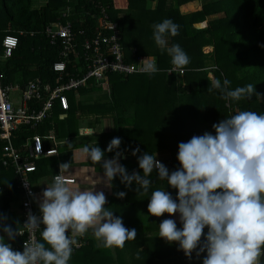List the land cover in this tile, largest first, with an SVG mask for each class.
<instances>
[{"label": "trees", "instance_id": "1", "mask_svg": "<svg viewBox=\"0 0 264 264\" xmlns=\"http://www.w3.org/2000/svg\"><path fill=\"white\" fill-rule=\"evenodd\" d=\"M198 3L199 9L182 10L184 6L194 8L192 5ZM165 18L179 26L178 34L170 37L169 43H178L190 57L187 66L170 73L171 57L156 45L153 37L154 25ZM102 22L116 25L128 60L146 54L148 60L155 57L160 70L151 75L107 73L98 83L92 79L66 92L69 100L66 111L57 104L50 117L36 128L22 125L14 131L11 143L19 150L26 139L39 134L45 148L58 151L56 156L36 160L32 180L38 169L39 175L46 172L53 177L59 173L61 163L73 162V150L90 140H96L93 146L105 151L104 158L117 151L125 153L119 162L125 165L128 174L135 170L142 175L137 156L131 152L137 146L141 149L137 155L148 152L170 171L175 170L179 167V142L205 131L214 134V123L241 110L264 114V48L260 47L264 43V0H44L42 4H36L35 0H0V35L9 33L18 37V46L10 57L3 58L0 46L4 84L18 83L24 88L36 77L45 83L58 84L80 75L84 68L80 70L75 51L95 33H107ZM202 22H207L206 26H196ZM60 23H70L72 41L76 43L69 51L62 78L52 65L58 60L63 44L61 40L51 44L46 34L47 26L56 29ZM206 45L211 50H204ZM210 72L215 79L230 80L233 89L251 83L255 85V93L250 99H225L219 90L212 89ZM80 127L94 129V134H80ZM114 137H120L122 142L118 149L107 151ZM57 141L63 142L56 144ZM7 144V140L0 139V215L6 217L0 224H9L20 231L23 212L19 214L12 208L18 203L22 209L21 189L12 167L2 164ZM102 163L103 160L96 163L88 158L85 165L103 170ZM151 180L149 192H144L138 190L135 181L126 187L117 176L105 205L122 217L127 228H136V238L126 241L123 248H108L91 233L77 236L75 239L81 242L73 248L68 264H202L205 254L189 260L178 249L177 242L169 243L158 236V224L169 214L157 217L148 212L151 191L165 188L175 196L177 190L159 179L155 170ZM119 191L127 195L120 199L114 195ZM33 210L39 214L34 199ZM178 215L175 218L172 214V218L177 219L179 227ZM23 239L24 235H17L10 241L12 248L23 251L20 248ZM260 264H264V255Z\"/></svg>", "mask_w": 264, "mask_h": 264}, {"label": "clouds", "instance_id": "2", "mask_svg": "<svg viewBox=\"0 0 264 264\" xmlns=\"http://www.w3.org/2000/svg\"><path fill=\"white\" fill-rule=\"evenodd\" d=\"M178 30L179 26L168 18L154 25L156 45L171 57L173 67L169 73L190 63L178 43H169ZM260 47L264 48V43ZM141 70L149 75L157 73L160 69L155 57ZM230 85L227 78L212 81V89L219 90L225 99H250L255 93L251 83L234 89ZM212 128L214 134L205 131L178 143L179 167L171 171L155 155H137L141 152L137 146L131 152L137 156L142 175L135 170L128 174L119 162L122 152L117 151L113 158L103 160V183L111 187L118 176L126 187L135 181L138 190L149 192L155 170L159 179L177 190L175 196L165 188L151 191L148 212L157 217L169 214L158 224V236L169 243L177 242L189 260L205 254L202 264H260L264 255V114L241 110L214 123ZM94 131L89 129L91 134ZM121 142L120 137L112 138L107 151L118 149ZM85 152L96 163L105 157L99 146H86ZM59 167L67 171L70 164L61 163ZM93 175L81 182L88 187L71 184L62 175L47 184L38 205L40 215L29 211L26 225L30 229L44 225L42 240L33 239L23 251L14 250L10 243L23 233L9 224H0V264H68L75 237L89 230L108 248H123L126 241L135 239L136 228H127L121 216L105 207V193L95 190L101 181ZM114 195L123 199L127 193L119 191ZM177 213L179 227L177 219L172 218ZM5 219L0 215V221Z\"/></svg>", "mask_w": 264, "mask_h": 264}, {"label": "built area", "instance_id": "3", "mask_svg": "<svg viewBox=\"0 0 264 264\" xmlns=\"http://www.w3.org/2000/svg\"><path fill=\"white\" fill-rule=\"evenodd\" d=\"M107 33L100 31L82 42L80 49H76L75 56L80 60V70L84 72L80 75L72 76L68 81L58 84L43 82L40 78L29 81L24 88L18 83L4 84V74L0 72V139L7 140L8 144L4 148L6 158L2 164L11 166L14 174L18 178V188L22 193V232L24 239L21 243L23 250L25 244H30L33 239L38 241L40 228L30 229L27 227L29 211L35 214L33 210L34 187L32 174L37 168L36 160L43 157L57 154V149L53 147L45 148L43 138L39 134H34L23 144V149L19 150L11 143V137L20 126H30L36 128L50 117L53 108L59 104L61 109L66 111L69 108V100L66 92L71 89H77L94 80L100 82L107 73H118L129 75L134 73H143L142 65L147 62L143 56L134 57V60H128L126 51L121 43V36L116 29V25L107 24ZM72 29L70 23H60L56 29L50 26L46 27V34L51 44L61 40L63 48L60 49L59 58L53 65V71L59 72V78L66 73V63L69 61V51L76 47L72 41ZM32 34V33H31ZM18 46V37L15 34H5L1 39L3 58L10 57ZM135 50H132V55ZM181 72H183L181 70ZM20 93V99L15 100L14 95ZM62 175L69 182L74 183L75 179L57 173L53 178ZM39 216L40 214H35ZM44 226V225H43ZM76 240L74 247L80 245L81 240Z\"/></svg>", "mask_w": 264, "mask_h": 264}, {"label": "crops", "instance_id": "4", "mask_svg": "<svg viewBox=\"0 0 264 264\" xmlns=\"http://www.w3.org/2000/svg\"><path fill=\"white\" fill-rule=\"evenodd\" d=\"M193 7L194 8H192V9H190L188 11H194V10L197 9V8H195L196 6H193ZM102 9H104V8H102ZM143 57H145L148 60V57L147 56H143ZM79 132H80V134H88V133L91 134L89 132V128H86V127H80L79 128ZM85 132H88V133H85ZM93 134H94V132H93ZM28 139H30V138H28ZM26 140L24 141V143L26 142ZM66 141H68V140H64V142H66ZM95 141L96 140L87 141L85 143L86 144L85 146H81V147L75 148L73 150V162L69 163L70 164V169L67 170V171L61 169L59 171V173H63L66 176L73 177L75 179V183H72V184H81V186H84V187H88L89 185L82 184L81 183L82 180H83V178L86 177V176H89V175H93V173H95L93 175V178H99L100 181H101L100 183H98L95 186V190H97V191H103L105 193L106 200H107L108 197H109V195H110V193H111L112 186L109 187L105 183H103V180H104L103 170L97 169V168H95L94 166H91V165H85V162L88 159V155L85 152V147L86 146H93V144H94ZM56 144H59V141H57ZM57 154H58V152H57ZM57 154L50 155V156H56ZM115 155H113V156H111L109 158L108 157L107 158H102V160H104V159H111ZM124 155H126V154L125 153H122L121 157L123 158ZM50 156H43V157L51 158ZM59 169H60V167H59ZM38 172H40L39 169H38ZM37 173H36V175H34L36 178L34 180H32L33 181V187H34V190H35L33 199H34V207H35V210H36L37 213L40 214V212H39V206L38 205H39V203L43 199V190L47 187V184L49 182H52L53 177H52L51 174L46 173V172L40 173L41 175H39ZM12 210L17 211L19 214L21 212V209L19 208V206H18V209L16 207L15 208L13 207ZM90 233L93 234L92 231L89 230L84 235H87V234H90Z\"/></svg>", "mask_w": 264, "mask_h": 264}, {"label": "rangeland", "instance_id": "5", "mask_svg": "<svg viewBox=\"0 0 264 264\" xmlns=\"http://www.w3.org/2000/svg\"><path fill=\"white\" fill-rule=\"evenodd\" d=\"M35 2H36V4H42L43 2H44V0H35ZM193 6H195V5H193ZM185 8V9H184ZM195 8H197V9H199L200 8V5H199V3L196 5V7ZM190 9H192L191 8V6H184V7H182V10L183 11H185V10H190ZM205 23V25L204 26H206V23L207 22H204ZM1 39H2V35H0V46H1ZM204 50H211V47L209 46V45H206L205 47H204ZM144 56H147L146 54H144ZM209 76L211 77V79L212 80H214L215 78H214V76H213V73H209ZM14 99L17 101V100H19L20 99V93L17 95V94H15L14 95ZM80 124H82V125H85L86 123L85 122H82V123H80ZM60 142V141H59ZM61 142H63V141H61ZM60 142V143H61ZM127 157H129V156H127ZM120 158L122 159V157L120 156ZM15 203H17V202H15ZM15 207L18 209V203L15 205ZM178 214V213H177ZM177 214H174V216L173 217H177Z\"/></svg>", "mask_w": 264, "mask_h": 264}, {"label": "bare ground", "instance_id": "6", "mask_svg": "<svg viewBox=\"0 0 264 264\" xmlns=\"http://www.w3.org/2000/svg\"><path fill=\"white\" fill-rule=\"evenodd\" d=\"M204 25H205L204 22H202V23H197V24H196L197 27H203Z\"/></svg>", "mask_w": 264, "mask_h": 264}]
</instances>
